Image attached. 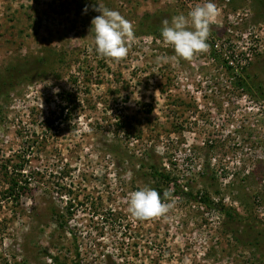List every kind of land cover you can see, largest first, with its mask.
Segmentation results:
<instances>
[{
	"label": "rangeland",
	"instance_id": "obj_1",
	"mask_svg": "<svg viewBox=\"0 0 264 264\" xmlns=\"http://www.w3.org/2000/svg\"><path fill=\"white\" fill-rule=\"evenodd\" d=\"M207 2L0 0V164L23 151V170L39 171L17 202L0 198V264H71L75 253L79 264H264V0H211L210 48L186 61L159 36L162 21ZM93 6L133 23L127 58L96 53ZM144 163L243 219L174 195L166 217L134 219Z\"/></svg>",
	"mask_w": 264,
	"mask_h": 264
},
{
	"label": "clouds",
	"instance_id": "obj_2",
	"mask_svg": "<svg viewBox=\"0 0 264 264\" xmlns=\"http://www.w3.org/2000/svg\"><path fill=\"white\" fill-rule=\"evenodd\" d=\"M87 11L86 6L84 12ZM93 11L99 13L91 21L96 53L117 62L127 58L135 35L133 23L116 10L93 6ZM218 15L217 5L209 0L192 8L187 16L175 15L171 22L164 19L161 30L163 41L174 46L176 56L191 61L197 54L209 50L210 26ZM173 205L170 191L165 190L161 195L154 188L144 186L130 194L128 212L134 219L146 221L166 217ZM185 264H188L187 260Z\"/></svg>",
	"mask_w": 264,
	"mask_h": 264
},
{
	"label": "trees",
	"instance_id": "obj_3",
	"mask_svg": "<svg viewBox=\"0 0 264 264\" xmlns=\"http://www.w3.org/2000/svg\"><path fill=\"white\" fill-rule=\"evenodd\" d=\"M159 35V34H158ZM161 36V32L160 35ZM224 68L227 71V73L230 75V81L233 86L240 88L241 90L249 91L250 85L246 83V81L239 76H236L233 74L234 71H232L233 67L230 61H223ZM257 92V91H256ZM259 94V93H258ZM260 95V94H259ZM59 97V111H58V117L67 118L68 113L71 111V106H69L68 102L70 101V95L67 93H61L58 95ZM264 98V96H263ZM68 104V105H67ZM69 106V107H68ZM147 106V112H150L151 108L149 105ZM56 117V116H55ZM55 117L52 118H46L45 124L50 128L52 126L53 120ZM21 154L15 155V159L17 161L11 162L10 158H5L0 164V178L2 179V182L4 184L3 188L0 191V198L2 200H9L12 203H15L19 200L20 196L24 194V190L27 189V186L29 185V181L32 178L33 175L38 174L39 171H33V170H23V168L26 166L25 159H24V152L21 151ZM143 165V164H142ZM138 176L145 180L146 183H150L149 187L154 188L158 192L163 195V192L167 190V186H171L174 188L170 189L172 195L174 196H180L187 202L196 203L198 206H201L204 209H210L214 212L220 213L228 219L230 222L242 220L243 217L240 215L236 209H234L230 205H226L223 203V199L220 198H214L210 195V193L205 190H192L190 187H182L179 183V181L172 176L168 171H166L163 167H158L154 163H148L147 165L144 163L143 169L138 172ZM69 207V206H68ZM67 207V208H68ZM66 208V213L69 211ZM53 212V213H52ZM51 213L53 214V219H49L48 221L53 223L54 226H56L57 229H61L62 223L64 224L65 221L63 220V216L61 212L52 210ZM246 218H249L246 216ZM65 226V224H64ZM232 233L233 230H230ZM50 260L52 261V264H66L65 262L59 261V259L55 255H48ZM77 254H74V261L71 264H79V261L77 260Z\"/></svg>",
	"mask_w": 264,
	"mask_h": 264
}]
</instances>
